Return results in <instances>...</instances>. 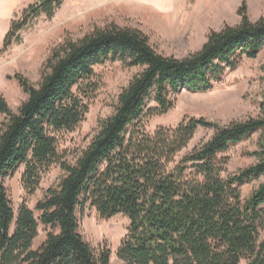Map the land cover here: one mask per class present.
<instances>
[{
	"label": "trees",
	"instance_id": "obj_1",
	"mask_svg": "<svg viewBox=\"0 0 264 264\" xmlns=\"http://www.w3.org/2000/svg\"><path fill=\"white\" fill-rule=\"evenodd\" d=\"M62 4H29L12 21L3 49ZM239 14V24L211 31L201 49L184 57L160 53L140 30L112 24L55 47L38 85L15 74L28 96L16 111L0 96L7 116L0 129V264H110L111 250L94 248L79 230L78 211L87 204L102 218H129L117 250L123 264H264V99L257 117L226 125L186 116L150 133L142 123L173 108L174 94L211 90L227 69L257 57L264 49V17L252 21L245 2ZM107 61L140 71L76 162L68 163L59 134L84 120L97 89L95 66ZM199 127L213 129L212 137L178 161ZM255 134L257 149L245 153L254 162L225 176L229 158L220 154ZM57 163L65 174L37 202L39 218L26 202L16 214L5 179L24 166L22 184L32 194ZM262 179L244 198L242 187ZM40 223L50 230L35 249Z\"/></svg>",
	"mask_w": 264,
	"mask_h": 264
},
{
	"label": "rangeland",
	"instance_id": "obj_2",
	"mask_svg": "<svg viewBox=\"0 0 264 264\" xmlns=\"http://www.w3.org/2000/svg\"><path fill=\"white\" fill-rule=\"evenodd\" d=\"M37 0H0V96L16 111L27 98L18 80L20 73L34 85L41 81L44 64L53 49L67 40L78 41L97 29L112 24L138 29L160 53L184 57L201 49L213 30L241 21L239 8L245 2L252 21L264 17V0H63L53 17L41 14L18 34L20 42H13L3 49L4 39L13 20H20L24 9ZM140 71L139 67L124 65L121 61H107L95 66L94 80L97 89L89 100V111L84 120L71 131L59 134V151L63 160L75 163L100 128L103 119L109 117L118 103L122 89ZM175 105L164 114L145 116L143 125L153 133L160 126H176L186 116L205 117L221 125L235 120L257 117L264 99V49L257 57H244L237 68L227 69L221 81L205 92L183 89L173 95ZM154 105V103H151ZM7 116L0 112V129ZM213 129L199 127L187 148L179 153V161L194 147L209 140ZM258 134L220 154L229 158L225 176L236 173L254 162L245 153L257 149ZM24 166L5 179V185L16 214L23 202L33 209L51 186L59 184L65 171L59 163L43 173L35 193H28L22 184ZM242 187V195L248 197L259 182ZM79 230L94 247L111 250L110 264H123L117 250L128 233L130 220L118 214L102 218L95 207L87 204L79 209ZM50 227L39 225V235L34 241L38 248L46 239Z\"/></svg>",
	"mask_w": 264,
	"mask_h": 264
}]
</instances>
